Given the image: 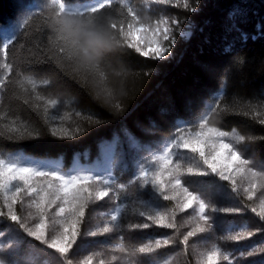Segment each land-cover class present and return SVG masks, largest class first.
<instances>
[{
  "label": "snow or ice",
  "instance_id": "obj_1",
  "mask_svg": "<svg viewBox=\"0 0 264 264\" xmlns=\"http://www.w3.org/2000/svg\"><path fill=\"white\" fill-rule=\"evenodd\" d=\"M146 2L182 6L193 13L199 5V0H196V7L190 0ZM112 3L113 0H95L88 7H74L71 0H49L52 15L47 19L53 34L49 37L52 49L45 51L38 47V51L45 62L59 56L71 62L76 74L99 75L100 91L109 101L110 115L115 116L125 110L120 102H112L114 93L107 87V75L101 71L104 61L123 62L129 52L121 50H130L139 57L159 62L174 59L173 49L177 42L174 33L181 21L161 17L144 22L129 6L130 0L125 4L126 16L121 13L118 14L120 19L111 15L105 18L102 10L112 7ZM24 27L25 21L0 27V89H6L13 73L14 65L8 61L9 50L18 43ZM230 27L235 30L234 25ZM80 30L90 36L92 55L98 54V59L90 58L88 62L81 59L82 49L73 39V34ZM248 38L247 33H241L242 40ZM50 51L53 54L50 55ZM83 54L87 55V50ZM236 63L233 60L220 73L225 79H218L217 87L209 94L210 102H201L202 110L194 113V120L174 118L173 129L166 137L154 134L163 131L154 124L151 131L141 128L142 136L124 126L111 139L101 141L102 152L93 166H79L77 162L65 167L59 161H32L19 152L0 154V218H6L22 230V234L10 230L7 235L0 230V238H3L0 240V253H3L0 264H51L43 259L44 250L39 245L58 254L63 264H73L72 256L81 246L82 238L88 243L87 237L97 236H111L118 241L105 245L111 253L110 261L103 258V251H95L85 255L79 264H96L97 257L100 258L98 264H116L121 259L125 264H170L168 259L144 260L141 257H151L177 242L184 246L187 254L193 238L212 241L210 247L205 244L198 252L196 264H264V260L249 259L258 255L264 257V240L249 245L241 243L258 234L264 235V158L249 156L254 138L242 134L238 126L226 130L210 123L214 117L225 121L233 115H244L256 118L264 126V90L246 100L248 110L245 112L236 111L235 105L227 99ZM31 64L29 60L26 71L31 70ZM151 74L152 71L145 73ZM17 83L24 91L28 90L26 85L31 86L36 103L31 99H24L22 103L30 105L36 113L42 110L52 137L76 139L83 134L81 126L71 128L67 125L71 115L60 114L63 101L40 94V88L50 87V80L45 78L38 82V75L20 73ZM71 107L76 116H86L89 121H95L97 127L102 124L99 114L79 109L78 102H73ZM5 128L9 139L40 136L26 122L18 124L16 119ZM121 137L125 142L123 146L136 160L126 173L127 180L114 175L111 167L118 158ZM221 182L231 185L230 190ZM241 193L245 200H258V204H243ZM161 200L171 202L172 206L161 204ZM100 202L110 203V209L100 211L96 225L84 231L90 206ZM17 205L29 209L26 217L19 214ZM129 206L132 215L140 218L136 222L125 223ZM189 210L191 215L178 226V214ZM248 211L258 217V221L249 219ZM152 227L172 229L174 235L162 233L137 245L135 241L140 237L136 234ZM182 227L188 230L177 240ZM193 251H196L195 244Z\"/></svg>",
  "mask_w": 264,
  "mask_h": 264
},
{
  "label": "trees",
  "instance_id": "obj_2",
  "mask_svg": "<svg viewBox=\"0 0 264 264\" xmlns=\"http://www.w3.org/2000/svg\"><path fill=\"white\" fill-rule=\"evenodd\" d=\"M16 1L19 4L12 0H0V27L25 21L18 43L9 50L8 61L14 65L13 73L6 89H0V117H3L0 119V154L19 152L32 161L42 163L59 161L65 167H72L78 162L79 166L89 167L95 165L98 156L101 155V141L111 139L124 126L137 136H142L141 128H149L151 131L154 124L163 129L154 134L166 137L173 129L174 118L194 120V113L202 110L201 102L203 101L204 104L210 102L209 94L217 87L218 79H225L220 73L233 60L237 63L227 99L235 105L236 111H247L246 100L264 90V0H199L198 10L195 13L185 10L182 6L170 5H156L152 9H144L146 0H130L129 6L138 13H146L154 19L161 17L179 19L181 25L186 26L184 30L188 28L189 34H182L184 31H181V26L175 31L177 41L173 49L175 58L167 62L145 59L130 50H121L129 52V55L123 57V62L104 61L101 71L107 75V87L114 93L112 102H120L125 110L115 116L110 115L109 101L100 91L99 75L86 77L84 73H74L73 66L67 58L61 59L56 56L45 62L41 57L38 47L45 51L52 49L49 37L53 34L49 26L50 20L47 19L52 15V9L48 7L49 0ZM94 2L95 0H71L74 7H88ZM126 3L127 0H113L112 7L102 10L106 14L105 18L111 15L120 19L122 17L118 14L121 13L126 16ZM190 3L193 7L197 6L196 0H190ZM41 8L43 10L38 11ZM230 25H234L235 30ZM241 33L248 34L247 41L241 39ZM49 54L53 52L50 51ZM29 60L32 61L31 70L26 71ZM149 71L153 74L145 75ZM20 73L25 76L38 75V82L45 78L50 80V87L40 88V94L49 98L58 97L63 101L59 109L60 114L71 115V121H66L67 125L71 128L81 126L84 129L83 134L76 139L52 137L48 132L49 125L44 123L42 110L36 113L30 105L22 103L24 99H31L32 103L36 101L30 85L25 86L27 91L18 86ZM73 102H78L79 109L85 112L99 114L103 118L102 124L97 127L96 122L89 121L86 116H76L71 107ZM13 119H16L18 124L21 121L26 122L31 130L40 133L39 138L9 139L10 134L5 126L10 125ZM210 123L221 125L226 130L238 126L242 134L254 138L253 151L249 156L256 159L264 158V139H261L264 137V126H261L256 118L233 115L225 121H220L219 118L214 117ZM121 141L118 158L111 167L114 175L127 180L129 175L126 173H129L136 160L123 146L125 142L122 137ZM95 150H98V153L94 152ZM221 183L230 190L231 185L226 182ZM240 199L243 204H258V200L254 202L245 200L243 193ZM161 204L172 206L171 202L162 200ZM110 207L111 204L105 202L90 206L83 230L87 231L90 227H94L98 222V213ZM17 211L26 217L29 209L17 205ZM190 215L191 210L187 213H179L177 225H183ZM246 215L249 219L258 221V217L250 211ZM138 219L140 218L132 215L129 206L125 223L136 222ZM255 226L253 224V227ZM0 230L6 235L10 230L22 234V230L6 218H0ZM187 230L180 228V236L177 240L182 238ZM162 233L174 235V230L155 227L142 230L136 234L140 239L135 243L137 245L146 243ZM125 238L127 239V233ZM26 239L38 245V242L30 237ZM86 239L88 243L82 238L81 246L73 254V264H79V260L85 255L95 251H103L105 253L103 258L110 261L111 253L105 245L117 243L116 239L111 236ZM260 240H264V235L258 234L251 240L241 243L249 245ZM211 243L212 241L201 242L199 238H193L187 254L184 246L177 242L159 250L158 253H153L151 257H141V259L151 260L156 257L161 261L168 259L170 264H196L198 252L204 249L205 244L210 247ZM193 244H195V252ZM39 247L44 250L43 259L51 261V264H63L58 254L44 249L42 245ZM117 255L122 254L117 253ZM99 259L97 257L96 264ZM249 259L262 261L264 257L258 255ZM116 264H125V262L121 259Z\"/></svg>",
  "mask_w": 264,
  "mask_h": 264
},
{
  "label": "clouds",
  "instance_id": "obj_3",
  "mask_svg": "<svg viewBox=\"0 0 264 264\" xmlns=\"http://www.w3.org/2000/svg\"><path fill=\"white\" fill-rule=\"evenodd\" d=\"M71 23V22H69ZM73 39L77 40L79 42V45L82 49V55H81V59L84 60L85 62H88L89 59H98L99 56L98 54L96 56L92 55V50L89 46V40H90V36L88 35V33L85 30H80L79 32H76L73 34ZM84 50H87L88 54L84 55L83 52Z\"/></svg>",
  "mask_w": 264,
  "mask_h": 264
},
{
  "label": "rangeland",
  "instance_id": "obj_4",
  "mask_svg": "<svg viewBox=\"0 0 264 264\" xmlns=\"http://www.w3.org/2000/svg\"><path fill=\"white\" fill-rule=\"evenodd\" d=\"M12 1H14V2L17 3V4H19V2L16 1V0H12ZM153 6H156V5H155V4L147 3V4L144 6V9H152ZM11 8H12V7H11ZM10 11H11V10H10ZM144 12H145V10H144ZM138 14L140 15L141 19H142L144 22H152V21H154V20H157V19L152 18L151 16H149V15L146 14V13H144V14L138 13ZM180 26H181V31H184V32H182V34L188 35V34H189V30H188V28H187L186 30H184L186 26H183V24L180 25ZM167 113H168V112H167ZM94 152L98 153V150H95Z\"/></svg>",
  "mask_w": 264,
  "mask_h": 264
}]
</instances>
